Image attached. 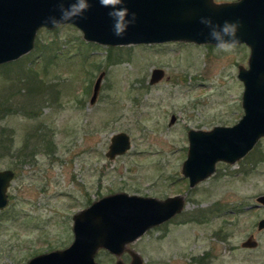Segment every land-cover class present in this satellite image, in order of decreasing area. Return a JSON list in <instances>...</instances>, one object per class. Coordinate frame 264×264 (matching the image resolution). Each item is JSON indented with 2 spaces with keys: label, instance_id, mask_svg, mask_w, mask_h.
Returning <instances> with one entry per match:
<instances>
[{
  "label": "rangeland",
  "instance_id": "obj_1",
  "mask_svg": "<svg viewBox=\"0 0 264 264\" xmlns=\"http://www.w3.org/2000/svg\"><path fill=\"white\" fill-rule=\"evenodd\" d=\"M81 34L72 25L40 28L27 54L0 65V170L14 173L0 210V264H26L68 246L72 215L120 191L183 198L173 219L131 246L142 264H264V230L255 228L264 206L254 202L264 195V137L234 164L217 162L193 188L180 175L189 129L231 126L242 115L236 73L247 68V47H106ZM29 66L45 85L39 91L22 85ZM156 68L162 78L149 85ZM99 72L98 97L89 105ZM170 115L175 123L168 126ZM118 131L129 135L130 148L111 160L105 153ZM33 133L35 147L23 146ZM249 234L258 246L242 249ZM94 261L113 259L101 250Z\"/></svg>",
  "mask_w": 264,
  "mask_h": 264
},
{
  "label": "water",
  "instance_id": "obj_2",
  "mask_svg": "<svg viewBox=\"0 0 264 264\" xmlns=\"http://www.w3.org/2000/svg\"><path fill=\"white\" fill-rule=\"evenodd\" d=\"M74 0H0V65L12 62L27 54L32 47L38 29H54L47 19L60 18V3L67 8ZM90 8L73 21L72 25L84 42L106 47L163 44L182 42L200 45H216L210 30L201 18H210L213 24L225 21L238 23V44L247 47V68L237 69L241 83L240 108L242 115L233 125L212 126L208 131H187L186 156L182 160L180 174L185 176L190 188L213 174L217 162L234 164L249 153L255 143L264 137V0H236L227 3L213 0H124L123 6L135 13L122 37L114 35L113 20L108 16L110 8L102 7L99 0H88ZM149 85L162 78L163 71L152 69ZM104 73L99 72L93 81L92 105L98 97ZM170 115L168 126L174 124ZM129 135L120 131L109 138L105 157L114 159L124 154L129 146ZM14 173L0 170V210L7 205L6 189ZM183 198L175 196L162 200L155 197L110 193L79 209L71 217L72 239L64 249L39 253L26 264H96L94 256L104 249L120 255L123 245L132 243L154 226L170 220L183 209ZM255 203L264 206V195H258ZM256 231L264 230V218L257 222ZM249 238L239 243L242 248H256ZM130 264H142L135 251L130 252ZM114 264H121L114 262Z\"/></svg>",
  "mask_w": 264,
  "mask_h": 264
},
{
  "label": "clouds",
  "instance_id": "obj_3",
  "mask_svg": "<svg viewBox=\"0 0 264 264\" xmlns=\"http://www.w3.org/2000/svg\"><path fill=\"white\" fill-rule=\"evenodd\" d=\"M99 3L102 7L111 9L108 16L113 20L114 35L122 37L128 26L135 23V13H131V18H128L130 14L128 9L123 6L124 0H99ZM90 6L88 0H74L67 8L64 7L63 3H60V18L50 16L47 23H50L53 27H60L63 24L70 23L77 17H82ZM200 22L209 28L210 37L216 41L215 47L217 50L228 52L237 46L239 42L236 36L238 23L225 21L222 25H217L213 24L210 18L203 17Z\"/></svg>",
  "mask_w": 264,
  "mask_h": 264
},
{
  "label": "trees",
  "instance_id": "obj_4",
  "mask_svg": "<svg viewBox=\"0 0 264 264\" xmlns=\"http://www.w3.org/2000/svg\"><path fill=\"white\" fill-rule=\"evenodd\" d=\"M9 62L10 61H8L7 63L3 64L2 67H7L9 65ZM12 62H10V63H12ZM22 75H24L23 77H25V78L22 80L21 77H20L19 79L17 78L16 81L19 82L20 80H22V85H24L26 87V89H27L26 91L27 92H30L31 90H33L34 92L35 91H39V90H41L42 87H45V85H43L44 83H43V81L41 79H40V81L37 80L38 76L35 74V72L33 71V68L31 66H29V68H27L24 71H22ZM1 110H3L4 112L8 111L5 106L1 107ZM31 137H33V139L32 138H30L32 140L28 139V141L26 143H24L23 146H27L28 143L31 142L30 145H32V147L33 146L35 147V142H36L35 134L32 135Z\"/></svg>",
  "mask_w": 264,
  "mask_h": 264
},
{
  "label": "flooded vegetation",
  "instance_id": "obj_5",
  "mask_svg": "<svg viewBox=\"0 0 264 264\" xmlns=\"http://www.w3.org/2000/svg\"><path fill=\"white\" fill-rule=\"evenodd\" d=\"M186 137V136H185ZM181 175V174H180ZM185 177V176H184ZM187 181V180H186ZM187 185H188V183H187ZM194 186H195V184H194ZM188 187H189V185H188ZM193 188V187H192ZM189 189H190V187H189ZM165 198H168V197H165ZM254 202H255V199H254ZM258 206H260V204H257L256 203V205H255V207L257 208ZM249 209V206H247V207H245L244 208V211L246 210H248ZM263 219L264 217H260L259 219ZM173 219V218H172ZM259 219L257 220V222L259 221ZM171 220V219H170ZM170 220H168V221H170ZM167 221V220H166ZM257 222H256V227H257ZM255 227V228H256ZM153 229L151 228L150 230H148L147 232H149V231H152ZM257 232H259V231H257ZM249 236H251V234H249ZM249 236L247 237V238H249ZM226 238H228V236H226ZM247 238H245V239H247ZM252 238V240L254 241V239H253V236L251 237ZM139 239V238H138ZM244 241V240H243ZM136 242V240H133V242L132 243H129V244H124L123 245V250H122V253L120 254V255H117V256H115V254H110V253H108L107 251H105L104 249H99V250H97V252L98 251H104V253H107L108 254V256H109V258H111V259H113V262H110V263H108V264H114V262L116 263V262H119V263H121V264H130L131 262H130V260H131V258H130V252H132L133 250L131 249V246L133 245V243H135ZM255 243H256V245H257V242L256 241H254ZM69 246V245H68ZM68 246H66V247H68ZM258 246V245H257ZM65 248V247H64ZM64 248H59V249H64ZM257 248V247H256ZM59 249H56V250H59ZM243 249V248H242ZM245 250L246 249H248V248H244ZM254 249V248H253ZM49 251H55V250H51V249H48V251H45V252H43V253H48ZM97 252H96V254H97ZM39 253H41V252H39ZM38 253V254H39ZM43 253H41V254H43ZM38 254H36L35 256H37Z\"/></svg>",
  "mask_w": 264,
  "mask_h": 264
}]
</instances>
